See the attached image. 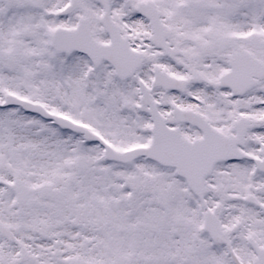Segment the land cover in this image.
<instances>
[{
    "label": "snow or ice",
    "instance_id": "obj_1",
    "mask_svg": "<svg viewBox=\"0 0 264 264\" xmlns=\"http://www.w3.org/2000/svg\"><path fill=\"white\" fill-rule=\"evenodd\" d=\"M0 264H264V0H0Z\"/></svg>",
    "mask_w": 264,
    "mask_h": 264
}]
</instances>
